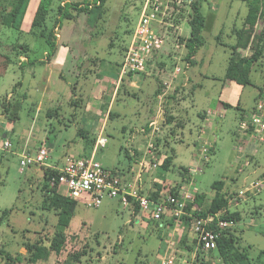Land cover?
<instances>
[{
  "label": "rangeland",
  "instance_id": "1",
  "mask_svg": "<svg viewBox=\"0 0 264 264\" xmlns=\"http://www.w3.org/2000/svg\"><path fill=\"white\" fill-rule=\"evenodd\" d=\"M66 1L71 4L91 0H54L49 28L53 27L58 8ZM145 1L108 0L107 13L95 27L92 20L88 22L86 13L63 21L62 28L55 31L60 46L58 58L62 62L57 67H51L47 61L48 44L29 33L34 1L22 25L23 33L0 24V147L4 141L12 143L10 151L0 149V264L7 263V253L20 257V264H28L31 253L27 244L41 240L48 245L58 222L55 212L43 207L44 169L32 166L22 173L19 150L33 153L47 143L52 165L62 164L66 156L85 157L90 152L79 132L88 126L83 105L92 96L98 98L94 99L99 101V107L109 102L112 91L106 83V73L111 71L115 79L119 76L117 69L114 71L109 66L122 63ZM202 12L207 23L203 32L206 42L192 68L193 82L179 92L173 89L174 83L171 94L176 98L160 103L158 111L153 98L160 84L153 75L156 70L158 75L166 73L159 66L155 68V63L148 69L150 74L142 83V93L134 95L135 90L129 89V96L121 87L117 98L111 99L113 115L104 130L107 146L98 151L96 159L111 171H124L131 166L137 170L133 149L139 144L144 146V140L147 147V139L141 134L158 118L160 138L166 140L159 147L161 164L175 154L169 171L160 166L163 179L168 184H182L184 169L199 168L192 176L190 189L206 196L204 209L209 208L219 193L214 185L224 181L223 192L235 200L230 211L241 215V221L233 228L238 247L254 264H264V190L238 198L241 191L264 175V144L252 138L251 145L258 152L251 156L247 151L239 127L241 113L236 107L225 110V118L222 122L219 120L221 125L210 130L216 146L208 163L200 161L202 149L199 147L197 152L193 143L202 125L201 113L215 109L219 103L231 58L230 47L236 42L233 29L243 26L248 7L243 0H205ZM19 44L30 46L29 58L34 64L13 51ZM180 56L174 65L170 62L172 73L176 66L183 67L186 63L185 54ZM262 64L254 68L253 85L244 87L238 97L244 109L252 108L258 87L263 86ZM141 77L137 75L138 79ZM171 115L175 119L168 124L167 117ZM172 133L178 139H172ZM185 186L189 187L186 183ZM145 224L149 225L147 221L135 220L131 209L125 208L120 198H106L99 208H89L78 201L67 230L65 249L61 255L52 254L49 260L38 264H65L68 256L77 252L85 254L80 264H161L165 257H173L174 264L195 263L196 254L194 258L188 255L180 247L177 235L163 234L165 228L155 230L154 226L146 228ZM160 232L164 243L159 238ZM162 243L166 244L164 251L160 250ZM203 255L209 264L223 263L217 251Z\"/></svg>",
  "mask_w": 264,
  "mask_h": 264
},
{
  "label": "trees",
  "instance_id": "2",
  "mask_svg": "<svg viewBox=\"0 0 264 264\" xmlns=\"http://www.w3.org/2000/svg\"><path fill=\"white\" fill-rule=\"evenodd\" d=\"M246 2L248 7V13L245 17L243 26L240 28H234L233 33L236 37V42L234 45L230 47L231 49V58L230 62L225 74V81H234L242 87L252 86L253 82L251 80L252 73L254 72V68L258 63L261 62L264 69V0H243ZM54 0H40L38 8L33 17V21L31 24V28L29 33L34 35L36 38L44 40L48 46L50 47V52L47 55V61L50 62L55 57L58 51V41L57 35L55 31L62 28V23L65 20L71 21L74 20L77 16H81L82 14H88V22H91L95 27V24L104 17V14L107 13L106 5L108 0H91L90 2L86 1L83 3H65L61 5L57 10V17L54 21L53 27H48V19L50 17ZM205 0H194L190 8L179 7L174 4L175 12L172 16L166 19L167 23L172 24V28H161V31L166 34L168 33L167 40L168 44L172 46L175 43L180 44L181 46H185V62L189 64V66H193L195 63V56L197 53L205 46V38L203 36L204 29L207 26L206 19L203 15L202 8ZM30 0H0V24L4 27L13 29L19 33H23L21 30L22 25L25 21V17L27 14L28 6ZM29 14V13H28ZM27 14V16H28ZM30 15V14H29ZM91 15L92 18L89 16ZM184 20L187 21L188 25L191 28V37L189 40H185V38L178 36L175 32V28L179 26ZM262 23V28L259 33H253V29L259 23ZM170 37V39H169ZM128 47V46H127ZM126 47V51H127ZM13 51L20 56H25L24 58L28 61V63L34 64V61H31L29 58V54L31 53V48L29 45L19 44L17 47L13 48ZM125 51V54H126ZM164 51V50H163ZM249 53V55H248ZM16 54V55H17ZM125 57V55H124ZM158 57V52L153 55V58L149 62L148 69H151V66L155 63V59ZM154 62V63H153ZM122 64V63H121ZM121 66V65H120ZM158 66H164V64H158ZM156 68V67H155ZM156 73V71H155ZM155 75V74H154ZM128 76H133V74H129ZM127 77V76H126ZM264 78V76H263ZM160 89L157 90L155 97L161 95L166 85L161 81ZM164 87V88H163ZM264 88V80L263 86L258 87L259 95L255 100V105L259 100L260 94ZM118 89V94L120 92ZM175 91L179 92L180 89H176ZM117 94V95H118ZM135 95V94H134ZM173 95L171 100L176 97ZM252 109L251 113L255 110ZM226 108H230L231 106L228 104L224 105ZM240 110L241 120H245L249 115L246 116L244 111L240 109L239 106L236 107ZM113 114L109 113V117ZM174 117L171 115L167 117V123L172 124L174 121ZM148 132H150V128L147 125ZM83 137L86 148L90 150V152L85 157L79 158H90L92 152L95 148L96 137H90L89 133H86L83 130L79 131ZM174 136V133H172ZM161 137V135H160ZM156 138V156L157 158H161L162 153L159 150L160 145L166 140L161 138ZM214 154V153H212ZM174 153L171 156H168L163 161L161 167L164 171H169L173 165ZM44 169V209L49 211H54L58 217V222L55 228V232L53 238L50 240L48 245H45L41 240L36 242L33 245H28L27 247L31 253V257L28 260V264H38L41 261H47L50 259L52 254L61 255L65 246L67 244L68 236L67 230L70 227L71 221L74 217L78 201L72 200L66 196H63L62 192H60L59 186L56 184L52 186L51 180L54 176L58 175V171L52 170L50 168L42 167ZM151 174V173H150ZM121 175V174H120ZM163 175V174H162ZM183 182L182 185H189L191 183V175L189 169H184L182 172ZM122 178V177H121ZM165 178V177H164ZM166 185H158L155 184L154 189L150 192L148 196L151 200L159 201L160 198L163 197L166 191L170 189V184L165 182ZM225 183L224 181L217 182L214 185L219 193L218 195L211 201L208 209H204L203 202L206 200V196L204 194L198 193L195 196V202L193 204H189L187 209L191 210L196 207L199 208V212H195L194 215L197 217H206L208 215L220 214V219L225 221H231L235 224H238L241 221V215L239 212L230 211V196L227 193H224ZM178 194V192H176ZM129 208L134 211V216H140V207L138 204L133 203ZM149 225L154 226L156 228H165V230H170L176 227V221L172 219H163L161 222L148 221ZM182 226L185 227L186 230H192L191 228V220L187 218H183ZM235 227V226H234ZM233 227V228H234ZM184 228V229H185ZM233 228L222 230L220 234V238L217 241L216 250L219 253L220 259L224 264H254L248 257V255L243 252L239 247L238 243L235 239V234L233 232ZM161 230V229H159ZM187 234L184 235V238L180 241V247L188 252V255L195 252L196 261L194 264H209L206 255L213 251L204 252L197 244V240L195 239L192 244H188L186 240ZM160 240L163 239L161 232L159 234ZM166 247V246H165ZM7 255V263L6 264H20L22 260L20 257H13L10 254ZM84 252H77L68 256L65 264H80L82 261ZM177 264V262H176Z\"/></svg>",
  "mask_w": 264,
  "mask_h": 264
},
{
  "label": "built area",
  "instance_id": "3",
  "mask_svg": "<svg viewBox=\"0 0 264 264\" xmlns=\"http://www.w3.org/2000/svg\"><path fill=\"white\" fill-rule=\"evenodd\" d=\"M194 0H146L142 9L140 19L128 43L127 51L120 66V76L124 78L129 74L144 75L148 72L149 62L156 52L165 50L169 46L167 36L161 31V28L173 27L167 23L166 19L175 12L174 4L179 7L190 8ZM175 59L181 58L184 45L178 43L172 44ZM181 62H183L181 60ZM189 64L176 66L172 73L170 82H166V88L160 95L161 105L168 103L174 94H171L172 85L179 79ZM185 68V69H184ZM174 84V86H175ZM176 90V88H173ZM161 116V115H159ZM158 118L150 122V132L143 131L147 139V147L138 162V172L134 183L123 182L119 171L106 169L96 156L99 150L107 146L108 140L101 133L96 140L95 148L90 158H77L66 156L62 164H50V150L47 143L36 149L33 153L23 151L20 156L21 172L29 167H46L58 171V175L51 180L52 186L58 185L63 196L72 200L82 201L89 208H99L106 198H120L123 206L129 208L133 203L140 207L139 221L161 222L163 219H172L176 221V229H181L183 218L191 220L192 232L197 240L198 246L204 252L216 250L217 241L220 238L222 230L233 228L236 224L231 221L220 219V214L208 215L206 217H197L195 212L199 208L188 210L189 204L195 202V196L199 193L196 189L191 190L185 185L173 183L170 189L165 192L159 201L151 200L147 196L141 195V182L146 174L156 171L161 164V158H157L156 138L160 137V128L158 127ZM240 131L248 142L254 138L259 143L264 144V88L260 94L259 100L255 105V110L239 124ZM202 154L200 161L208 163L215 152V148L208 141L201 140ZM12 143L4 141L0 149L10 151ZM198 169L190 168L191 179ZM159 185H166V181H158ZM185 186V188H184ZM264 190V175L262 179L249 185L247 189L241 191L238 198L242 199L248 194H259ZM178 192V194H176ZM173 257L162 259L161 264H174Z\"/></svg>",
  "mask_w": 264,
  "mask_h": 264
},
{
  "label": "crops",
  "instance_id": "4",
  "mask_svg": "<svg viewBox=\"0 0 264 264\" xmlns=\"http://www.w3.org/2000/svg\"><path fill=\"white\" fill-rule=\"evenodd\" d=\"M34 1L32 4H34V14L33 16H31L30 18V22L32 23L33 21V17L35 15V12L38 8V5L40 3V0H30L29 6L31 4V2ZM69 1L66 2H62V5H64L65 3H67ZM28 6V8H29ZM27 14H28V10H27ZM26 14V17H27ZM25 17V19H26ZM259 25V24H258ZM256 25V26H258ZM260 29H258L255 33H259L261 31L262 27H259ZM175 32L178 34V36L185 38V40H189L191 37V28L188 25L187 21L184 20L179 26H177L175 28ZM128 44V43H127ZM127 47V46H126ZM170 49H172L171 45L166 46L164 51H161L158 53V57L155 59V64H156V68L158 66V64H164V66H159L161 72H165L166 74L164 75H158L157 73H155V75H153L154 79L157 80L159 83H166V82H170L171 79V74L173 69L171 70V66H170V62L174 65L175 61V55L173 53V51H171ZM183 51L182 53H186L187 50H185V46L184 48H182ZM59 50H60V46L58 47V51L55 55V57L52 59V61L49 62V64L51 65V67L54 66H60L58 63H62L59 62ZM201 51V50H200ZM200 51L197 53V55L195 56L194 60L195 63L193 66H188V68H186L185 73H182V75L180 76V79H178L176 81V84L174 87H176V89H180V91H183V89H186L190 86L191 82H193V74H192V68L196 65L197 62V56L200 53ZM47 54V53H45ZM124 57H122V62H123ZM153 62V63H154ZM102 63V62H101ZM104 64V63H103ZM120 63L114 67L109 66L110 68H113L114 71L117 69V71H115L119 76L117 77V79L112 78L113 74L111 73V71L109 73H106L105 79H106V83L110 86L111 85V91L112 93L109 95V102L106 103L103 107H99V101L95 100L98 99L97 97H93L92 99L87 102L85 105H83V111L85 113V116L88 117V126L85 131L86 133H89V136L93 137H98L101 133H104V130L106 129L107 125H108V120H109V113L113 114V109H112V103H111V99L113 98V100H115L117 98V92L118 89L123 87V92L124 94H128L130 96V93H128L127 91L129 89L135 90L133 91L134 94L137 93H142L143 91V85L142 83H144L145 79L148 77V75L150 74L148 71L147 75H141V79L137 78V75H133V76H127L124 78H121L120 76ZM56 66V67H57ZM156 70V69H155ZM171 70V71H170ZM157 71V70H156ZM170 71V73H169ZM108 75V76H107ZM143 79V80H142ZM139 80V81H138ZM143 82H142V81ZM140 83V84H139ZM223 92L220 95V99H219V103L218 105H216V108H209L207 111H204L203 113H201L200 119H201V123L202 125L199 126V133L197 135V138L195 139V141L193 142L196 148V151L199 152V147H201V140H205L206 142L208 141L209 143H211V145L216 146V142L212 141L211 137H210V130H212L215 125L216 127L221 125V120H223L225 118V110H227L228 108H226L224 105L228 104L231 107H237L236 104L238 103V106L240 107L241 110L244 111V114L249 115L252 111V109L254 108L255 105V101L254 104L252 106V108L250 109H244L243 107L240 106V100H239V95L241 96V91L242 89H244V87L240 86L239 84H237L234 81H223ZM96 85L98 83H95ZM160 89V86L157 88V90ZM157 90L154 93V98H153V104L156 105L157 111L159 110V106L161 103V99H160V95H158L157 97H155V94L157 92ZM259 95V91L257 93V96L255 97V100L257 99ZM95 98V99H94ZM93 103V104H92ZM107 116V118H106ZM174 116H176L174 114ZM85 119V118H84ZM219 120L221 122H219ZM240 120H241V116H240ZM148 132L149 129H147V126L145 127V130ZM142 138H145V134L144 132H142ZM172 139H178V137L172 136ZM244 139L246 140L245 142V146L247 147V151H249V153L251 154V156H255L254 154H256L258 151L254 149V146L251 145V142H248L247 137H244ZM28 146V144H27ZM25 145V147H27ZM146 148H145V140H144V146L143 145H138L136 148L133 149V161L135 162V164L138 166V162L140 157L144 154ZM244 150H246V148L244 147ZM16 153L21 154L23 152V150L21 151V149L19 150V152L17 150H15ZM14 152V153H15ZM160 168L156 171H152L151 174H146L144 176V179L141 182V186H140V190H141V195L142 196H149L150 192L152 191V189H154L155 184H160L158 181H166L163 178V175L161 172H159ZM120 171V170H119ZM138 172V168L137 170L134 169V167H129L128 169L124 170V171H120L121 177L123 182L125 183H134L135 181V177L136 174ZM230 196V195H229ZM235 200H233V197H230V204H229V208L231 209V204L234 202ZM237 204V203H236ZM238 205V204H237ZM131 209V208H130ZM132 215L135 218V220L140 223L141 221H139V216L136 217L134 216V211L131 209ZM143 223V222H142ZM146 228L149 226L147 224H145ZM237 225V224H236ZM235 225V226H236ZM183 228V227H181ZM174 229V228H173ZM170 229V230H162L163 234H170L173 233V235H177V240H180L184 238V235L187 234L186 237V242L188 244H192L195 240V236L192 232V230H177L175 228V230ZM176 233V234H175ZM167 234V235H168ZM170 236V235H169ZM162 242L164 243V240H162ZM162 246H160V250L162 249L163 251L166 250L165 245L163 244ZM192 257H195V252L192 253ZM224 264V263H222Z\"/></svg>",
  "mask_w": 264,
  "mask_h": 264
}]
</instances>
